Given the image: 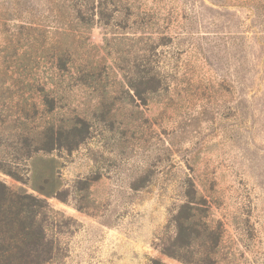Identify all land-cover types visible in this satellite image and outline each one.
I'll return each mask as SVG.
<instances>
[{
  "label": "rangeland",
  "instance_id": "rangeland-1",
  "mask_svg": "<svg viewBox=\"0 0 264 264\" xmlns=\"http://www.w3.org/2000/svg\"><path fill=\"white\" fill-rule=\"evenodd\" d=\"M114 1L117 32L146 37L170 87L145 109L151 128L140 140L98 128L51 155L55 187L0 181L47 201L50 264H185L160 248L176 237L187 179L223 224L220 264H264V0ZM105 33L96 25L91 42Z\"/></svg>",
  "mask_w": 264,
  "mask_h": 264
},
{
  "label": "trees",
  "instance_id": "trees-1",
  "mask_svg": "<svg viewBox=\"0 0 264 264\" xmlns=\"http://www.w3.org/2000/svg\"><path fill=\"white\" fill-rule=\"evenodd\" d=\"M118 8L114 0L1 3L2 174L23 185L36 180L55 187L51 155L77 151L98 128L138 140L151 128L145 109L170 87L143 55L146 37L117 32L124 31L123 23L115 24ZM96 25L106 29L101 47L90 40ZM184 197L173 217L176 237L162 253L185 264H220L222 222L190 179ZM49 211L45 199L0 181V264H50ZM197 243L203 251L189 253Z\"/></svg>",
  "mask_w": 264,
  "mask_h": 264
}]
</instances>
